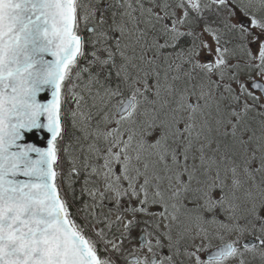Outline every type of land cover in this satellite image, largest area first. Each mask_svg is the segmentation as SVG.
Masks as SVG:
<instances>
[{
	"label": "snow or ice",
	"instance_id": "6c2138e0",
	"mask_svg": "<svg viewBox=\"0 0 264 264\" xmlns=\"http://www.w3.org/2000/svg\"><path fill=\"white\" fill-rule=\"evenodd\" d=\"M0 264H264V0H0Z\"/></svg>",
	"mask_w": 264,
	"mask_h": 264
}]
</instances>
